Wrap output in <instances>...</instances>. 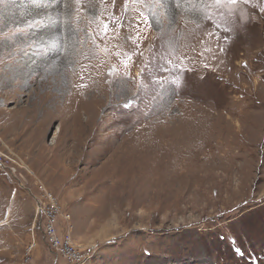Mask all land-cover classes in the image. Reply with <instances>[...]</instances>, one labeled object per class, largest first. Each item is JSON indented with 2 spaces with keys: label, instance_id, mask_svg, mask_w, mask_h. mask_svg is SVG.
I'll return each mask as SVG.
<instances>
[{
  "label": "rangeland",
  "instance_id": "374dc122",
  "mask_svg": "<svg viewBox=\"0 0 264 264\" xmlns=\"http://www.w3.org/2000/svg\"><path fill=\"white\" fill-rule=\"evenodd\" d=\"M0 154V264H74L49 190L84 264H264V0H0Z\"/></svg>",
  "mask_w": 264,
  "mask_h": 264
},
{
  "label": "built area",
  "instance_id": "2783aa9c",
  "mask_svg": "<svg viewBox=\"0 0 264 264\" xmlns=\"http://www.w3.org/2000/svg\"><path fill=\"white\" fill-rule=\"evenodd\" d=\"M0 169L5 170L13 179L17 181L21 188L29 189L30 192L34 193L24 182L17 177V175L12 174L10 170V165L5 164V159L0 157ZM50 193V204H42V202H36L35 215H39V220L41 221V226L43 229V234L48 246L55 251L57 254L61 255L63 258L72 262L74 264H84V258L86 254L83 252L82 248L74 244L73 239L71 242H64V231H61V226L66 225V219H71V217H62L61 206L57 205V196L49 190ZM36 242L28 247L29 257L32 255L31 250Z\"/></svg>",
  "mask_w": 264,
  "mask_h": 264
},
{
  "label": "bare ground",
  "instance_id": "6f19581e",
  "mask_svg": "<svg viewBox=\"0 0 264 264\" xmlns=\"http://www.w3.org/2000/svg\"><path fill=\"white\" fill-rule=\"evenodd\" d=\"M1 1H3V0H1ZM4 154H5V153H4ZM0 157L3 158L4 155L0 154ZM10 159H11V158H10ZM9 162H10V161H9ZM5 164H6V163H5ZM10 170H11L12 174L17 175L15 169L12 168L11 166H10ZM41 184H42V183H41ZM42 186H43V185H42ZM48 195H49V196H48V197H49V200H48V202H47L46 204H50V194H48ZM36 202H41L40 199H38V196H37ZM42 204H43V203H42ZM57 205L60 206V204H59L58 201H57ZM36 219L39 220V215H36ZM64 242H71V238H70V236H65V238H64ZM84 262H85V259H84Z\"/></svg>",
  "mask_w": 264,
  "mask_h": 264
}]
</instances>
